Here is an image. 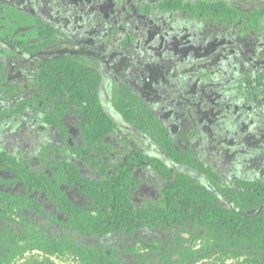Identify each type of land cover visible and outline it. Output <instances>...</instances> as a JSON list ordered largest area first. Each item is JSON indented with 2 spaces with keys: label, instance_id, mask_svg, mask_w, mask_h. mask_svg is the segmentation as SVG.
Here are the masks:
<instances>
[{
  "label": "flooded vegetation",
  "instance_id": "obj_1",
  "mask_svg": "<svg viewBox=\"0 0 264 264\" xmlns=\"http://www.w3.org/2000/svg\"><path fill=\"white\" fill-rule=\"evenodd\" d=\"M110 2L120 5L119 12L125 15L119 23L113 22L115 9H110ZM222 2L238 10L237 19H215L204 11L194 15L182 9ZM258 10H264V0H0V132L8 120L20 121L16 146L9 141L6 148L0 140V152L9 153L17 162L0 157V237H6L7 227L18 235L34 228L53 238L70 236L81 245L114 252L128 264H140L142 255L146 264H167L162 259L168 254L172 260L178 257L180 240L190 238L186 229L193 225L152 226L149 219L137 221L134 212H126L123 206L113 211L114 206H108L106 213L117 218L114 223L121 221L127 228L88 232L77 227L84 226L77 220V212L88 209L98 213L106 202V193H100V202L94 206L86 184L95 181L103 185L106 180L130 174L138 178L130 192L136 207L149 209L157 204L170 177L185 173L215 191L226 207L245 213L222 195L221 187L206 173L195 164L175 160L149 132L127 120L115 103L127 86L154 111L146 98L161 93V83L173 81L197 83L181 89L185 111L198 110L200 93L210 94L219 82L232 85L237 92L245 91V98L255 103L264 100V15L259 24L252 17ZM155 15L165 27V32L159 33L163 41H153L151 17ZM179 15L198 28V36L186 28L177 31L179 19L176 23L171 19ZM87 18L101 20V27L90 30ZM217 27L225 29L223 37L212 33ZM8 32H13L12 36L8 37ZM239 40L246 41L245 45L239 46ZM136 55L140 65L133 72ZM72 61L100 76L98 97L109 118L106 123H96L107 130L96 145H89L85 138L87 109L72 102L75 94L62 83L60 67H55V63ZM103 66L109 67L105 73ZM48 75L54 84L47 83ZM134 76L141 80V94L133 84ZM36 112L44 113L45 124L53 129L48 142L26 137V126ZM56 112L63 115L53 122ZM156 114L182 156L214 168L199 153L195 131L177 136L178 125L169 126L164 116ZM237 179L223 180L221 186H233ZM7 207L23 214L10 222L13 228L1 219Z\"/></svg>",
  "mask_w": 264,
  "mask_h": 264
},
{
  "label": "trees",
  "instance_id": "obj_2",
  "mask_svg": "<svg viewBox=\"0 0 264 264\" xmlns=\"http://www.w3.org/2000/svg\"><path fill=\"white\" fill-rule=\"evenodd\" d=\"M183 8L190 14L196 15L204 11L215 19L223 20L230 16L237 19L239 13L237 9L223 2ZM263 15L264 10H258L252 17L259 24ZM12 34L13 32L7 33L8 37ZM57 66L60 67L59 73L64 79L62 83L65 81L64 84H68L75 94L72 102L87 109L84 114L85 138L88 139L89 145H96L107 134L105 127H98L96 123H106L109 118L98 97L100 76L92 69L74 61L70 64L55 63V67ZM65 68L70 71L67 72ZM48 79L50 82L47 83H55L52 77L49 76ZM115 104L127 120L141 130L149 132L175 160L195 164L206 173L215 186L221 187L222 195L245 213L226 207L215 191L185 173L170 177L171 180L164 185L163 197L157 204H151L149 209L136 207L130 200V192L138 183V178H133L130 174L106 180L103 185L95 181L86 184L94 206L100 202L97 200L100 193H106V197H103L106 202L98 213L88 209H83L82 213L77 212V220L84 225L77 227L88 232L127 228L121 221L115 224L117 218L106 213L108 206H114L112 211L123 206L126 212H134L137 221L149 219L152 226L167 223L171 226L193 225L192 229H186L190 238L182 237L180 240L181 247L176 250L178 257L172 260V254H168L162 259L167 264H264V179L240 178L233 186H221L223 179L217 170L202 161H192V157L182 156L176 150L173 138L160 117L129 87H123ZM62 115L63 112L54 113L52 121H59ZM0 157L17 164L16 158L7 152H0ZM102 188L105 190L101 191ZM21 214L22 212L14 207H7L1 219L7 220L8 226L13 228L10 222L16 221ZM6 232V237H0V264H57L55 258L64 259L67 256L76 264H128L114 252L108 253L106 249L81 245L70 236L53 238L34 228L22 235L11 232L8 227ZM187 242L189 243L182 247V244ZM139 259L140 264L147 263L145 256L142 255Z\"/></svg>",
  "mask_w": 264,
  "mask_h": 264
},
{
  "label": "rangeland",
  "instance_id": "obj_3",
  "mask_svg": "<svg viewBox=\"0 0 264 264\" xmlns=\"http://www.w3.org/2000/svg\"><path fill=\"white\" fill-rule=\"evenodd\" d=\"M110 4V9H115L113 22L119 23L125 15L119 12L120 5H117V3L113 5V2H110ZM179 16L181 17L171 19L173 22L179 19L177 21V31L180 32L181 29L186 28L187 31L198 36V28L191 27V22H188L189 20H186L187 18L185 19L184 15ZM151 19L154 30L153 41H163L159 33L165 32V27H161L157 15L152 16ZM100 21L97 18H87L86 23L90 25V30L99 29L101 27ZM224 32L225 29L221 27L212 30V33L219 37H223ZM238 42L239 46L246 43L244 40ZM120 49L123 50L122 47ZM135 61L131 66L133 72L136 69L139 70L140 57L136 55ZM236 62L241 61L236 60ZM108 69V66H103L104 73ZM125 75L126 73L120 76L124 78ZM126 78H129V75ZM132 78H135V80ZM132 78L130 77L134 81L135 89L141 94L143 92L141 80L136 76ZM189 84L196 86L197 83L188 81L163 82L159 85L162 89V91L160 90L161 93L158 92L154 94L152 99L146 98V100L156 113L164 116L165 122L169 126L178 125L176 129V131L179 129L177 136H181L179 132L182 134L183 131H195L196 144L199 149L201 148L199 153L208 164H211L220 173L225 182L229 183L236 178H264V100L255 103L254 99L245 98V91L241 92L239 90L240 94L232 85L223 86L219 82L215 84L216 88H213L214 85L212 84L211 88L213 89L209 91L210 94H207V92L200 93V102L196 104L198 110L194 108V110L185 111L183 101H181L184 99V95L183 97L181 95V89ZM237 93L242 98L238 97ZM256 97L260 98L261 95ZM43 116L44 113L42 112L33 114L34 120L26 126L27 128L25 127L27 130L26 137L38 138L43 142L52 139L53 129L45 124ZM19 124L20 121L8 120V123L3 125L0 140L4 143V147L9 148V141H13L16 146L15 137L19 131ZM194 127L196 128L194 129ZM176 131L174 130L175 135ZM85 239L96 243L92 237H86ZM155 256L153 261L157 262L158 259ZM55 261L57 264H76L70 256L64 259L55 258Z\"/></svg>",
  "mask_w": 264,
  "mask_h": 264
}]
</instances>
